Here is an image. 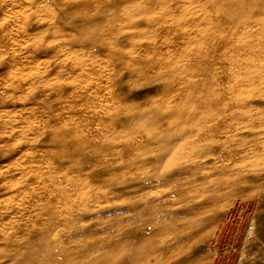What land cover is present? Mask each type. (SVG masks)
Listing matches in <instances>:
<instances>
[{
	"label": "bare ground",
	"instance_id": "6f19581e",
	"mask_svg": "<svg viewBox=\"0 0 264 264\" xmlns=\"http://www.w3.org/2000/svg\"><path fill=\"white\" fill-rule=\"evenodd\" d=\"M99 1L61 0L59 2L60 6L79 14L80 22L85 24L75 30L74 35H71L74 38L68 39L67 46L59 49L57 40L51 41V38L54 39L52 37L54 33L51 31L53 28L51 30L49 28V0H0V32L3 39L0 43L4 44L9 40L11 42L4 45L6 46L3 47L4 52L14 48L16 51L19 50L18 48L24 51L26 61L24 62L28 66L27 72L21 79L11 83L14 89L28 86L34 89L39 97L44 94L46 97L43 95V100L49 101L53 98L52 100L58 103L64 100L66 110H72L73 105L70 104L73 102H67L72 96L66 93L67 91L64 92V85L53 83L51 80V76H54L58 82L56 77H63L67 74V70H70L69 61H65L63 57L79 55L78 53L83 55V52L99 54L97 52L99 42L104 40L100 38L102 34L112 36V43L119 48L121 36L117 32L129 29L127 32L131 35L126 36L125 40L131 43L133 39H147L148 42H145L149 44L147 48L143 47V51L148 49L157 56L156 60L152 58L153 61L146 60L148 64L144 63L146 70L153 74L151 82L147 85L148 88L158 90L154 97L151 96L150 99L147 97V101L145 98L144 101L150 103L146 107H142L141 101L127 100V95L121 92L119 94L99 92L101 87L91 78L95 72L103 70L101 63L95 61L86 63V60L80 59V56L75 60L74 57L71 59L74 63L71 73L75 71L77 77L81 78L79 82L82 79L87 80L89 88L94 89L89 95L96 97L98 102L91 104L89 101L82 110L86 114L85 117L90 118L86 120L87 124L91 123L92 118H97V122L89 124L91 127L88 129L84 128L85 142L75 147L76 154L82 155L85 154V150H89L84 147L90 145L93 149L91 152L88 151L90 152L88 156H84L87 165L84 167L88 168H79L77 156L76 160L72 161V156L63 150L45 148L44 152L49 156L53 153L58 158L59 163H54L53 166L62 174L40 186L42 192L31 194L32 210L44 216V219L35 223L34 232L25 230L26 233L20 234L22 230L18 233L16 230L10 237L4 233L0 234V244L7 242L10 247L9 250L7 248V252H2L3 257L5 260L6 258L11 260L12 264H254L259 260L264 261V256L259 253L260 248L258 250L252 248L253 244L258 246L259 243H263L255 214L264 204V177L262 178L264 169L259 171L261 168H246L249 166L248 157L264 160V131H262L264 118L258 107V100L264 98V0H205L210 10L225 14L229 24L223 28L219 39L212 41L215 45V55L211 56L212 50L204 54L201 50L202 55L199 54L201 59L196 58L197 55L191 48L200 42L198 37L193 35L199 34L200 29H206L209 25L207 18L204 24L196 14L199 8L188 11L186 3L181 0H105L106 6L101 8L98 7ZM9 6L12 9L19 7L22 10L13 17L1 16L2 10H6ZM182 11L184 13L180 15ZM77 14L75 17L79 18ZM100 14L104 18H101ZM16 22L20 25L16 26ZM13 28L16 31H13ZM76 33L81 37L77 38ZM185 33L190 34L188 40L186 38L179 40V35ZM10 34H15L22 40L18 41ZM160 37L165 38L158 39ZM105 40L107 41L106 38ZM210 41L207 40L206 43ZM60 43L63 45L66 40L62 39ZM139 45L138 48L141 47ZM181 45L186 48H179ZM209 45L211 46V42ZM131 52L132 50L128 54L134 56L133 60L137 61L135 56L141 53ZM183 53L186 57H190L189 63L183 66L186 68L184 71L179 72L178 69L181 67L177 64ZM14 58L16 60L19 57ZM45 58L50 60L47 59L46 66L41 69L40 66L42 67L44 63L37 62ZM139 63L138 66L143 65L141 64L143 62ZM198 66L200 68L219 66V68L209 73L206 77L208 80L204 82L201 80L202 76L201 79L199 76L202 70L200 73L197 70V76ZM135 68L131 69L135 70ZM7 69L8 66L4 71H8ZM134 70L131 72L134 73ZM126 72L125 65L118 60L112 64L111 73L108 74L113 78L116 76L122 78ZM187 74L190 75L189 80ZM3 78L1 79L5 80L6 76ZM109 84L111 83H108L110 87ZM144 85L134 84V90L137 88L136 90L140 92ZM74 92L73 90V95ZM60 111L62 113V110ZM146 114L152 115L148 121L144 120ZM108 116L110 117L107 118ZM64 117L65 115L62 114L50 116L49 121L55 125L62 122ZM34 120L33 122H37L36 118ZM12 121L9 122L10 125ZM7 123L5 127L8 126ZM16 124L13 123L11 127L13 129L19 127V131L22 129L27 133L32 130L27 124L21 126V123L20 126H15ZM27 126L31 130L25 128ZM34 127L38 129L37 126ZM40 132L37 130V133ZM121 133L129 135L128 139L126 138L127 143L141 142L138 150V155L142 156L141 162L146 157L145 154L155 153L151 165L157 168H154L155 166L138 168L137 173L133 175L131 173L126 177L118 172L120 178H114V170L110 169L111 163L117 159L113 143ZM54 134H51L53 140L55 138L64 143L68 140L57 130ZM51 144L50 146L56 145ZM223 152L234 153L231 157L239 156L242 160L236 165L239 168H223L208 163L210 156H217ZM183 156L186 157L185 160ZM95 159L99 161L95 162ZM146 161L151 163L149 160ZM65 162H71L78 171L66 169L68 167L64 165ZM143 163L141 165H144ZM130 164L128 166H131ZM89 169L94 172L91 173L94 181L88 191L90 196L80 187L84 175L89 179L88 172H91ZM130 169L123 171H132ZM258 182L262 183L259 185ZM103 186L107 190L102 192L98 188ZM0 190L2 194L5 191L9 192V189L3 186ZM12 198H19L24 204L28 193L26 189L18 190L8 199ZM120 205H122L120 211L105 217L107 211L110 212L115 206ZM7 215L6 211L0 209V233L3 232ZM61 222L64 223L61 227L67 231V236L61 247L57 248L51 243L52 239L46 238ZM58 233L53 235L54 238L59 237ZM33 236L39 237L38 241L35 239L37 243H32ZM123 242L125 249L122 247ZM83 243L85 245L82 246ZM70 244H74L75 247L67 246ZM23 245L32 247L26 249ZM51 253H57L60 261L53 262L49 256Z\"/></svg>",
	"mask_w": 264,
	"mask_h": 264
},
{
	"label": "rangeland",
	"instance_id": "374dc122",
	"mask_svg": "<svg viewBox=\"0 0 264 264\" xmlns=\"http://www.w3.org/2000/svg\"><path fill=\"white\" fill-rule=\"evenodd\" d=\"M60 1L61 0H49V10H48V15H49V20H50V27L49 28H50V30L53 28L51 31L54 33V35H52V37H54V39L51 38V41L52 40H57V45H58L57 47L59 49H61L63 46L64 47L67 46L68 41L71 38H74L72 36L74 35V32H75V30H77V28H79L80 26L83 27L85 25L83 22H80V15L79 14L75 13L74 11H72L73 12L72 13L71 10H69L68 8H65L64 6H63L64 7L63 8L62 6H60L59 5V2ZM167 1H170V0H167ZM196 1H197V3H196ZM226 1H231V0H226ZM181 2H183L184 4L186 3L185 6H186V9L187 10L188 9L189 10H192V9L193 10H196L198 8L201 9V10L198 9L197 12H196V14L200 17L199 19H201V22L202 23L205 24L207 22L206 18L208 19V24L209 25L207 24L208 26H207L206 29H200L201 32L199 31L198 32L199 34H197V35L191 34V36L192 35L193 36H197L198 37V40H200V42H197L195 44V46L191 47L192 50H193L192 52L195 53V55H197V57H196L197 59H201L199 57V54L202 55V53H201L202 51H203V54H204V52L209 51V50H212L213 52L211 53V56L215 55L214 54V52H215V45L212 44V41H214L215 39H219V37L223 33L222 32L223 31V28L224 27H227L228 24H229V22L226 19L225 14H219V13H216L215 11H213V10H210V8L207 7V5H206L205 0H200V1L199 0H192V3H191V0H181ZM24 3L26 5V2H24ZM105 3H106L105 0H100L99 3H98V7H101V8L102 7H105L106 6ZM199 3H202V4H199ZM189 4H191V5H189ZM205 5H206V7H205ZM54 7L57 9V11H56V9ZM188 7H190V8H188ZM64 9H65V11H64ZM186 9H185V11H186ZM21 10H22V8L17 7L15 9H12V7L9 6L6 10H2L1 16L7 15L9 17H13L15 13H17L18 11H21ZM58 10H59V12H58ZM60 11L63 14L60 13ZM183 13H184V11H182L180 13V15L183 14ZM75 14H77L79 18H76L77 16ZM100 15H101L100 16L101 18L102 17L104 18V16L102 14H100ZM13 20L15 21V19H13ZM217 21H218V23H217ZM19 25H20V23L16 22V26H19ZM182 26L185 27V24L182 23ZM219 28H220V31H219ZM183 29H185V28H183ZM215 29H218V30H215ZM127 30H129V29L122 30V31L120 30V31L117 32V34H120L119 36H121L120 37L121 38V40H120L121 43H119V48H118V46H116V45H114L112 43L113 42L111 40L112 36H109L108 37V35L105 36V35L102 34L100 38L101 39H104V40L106 38L107 41L105 40V43H104V40L102 41L103 43L102 42L101 43L99 42V45H100L99 48H98L99 51L97 50V52L99 54H97V53L95 54V53H92V52L85 54V52H83L82 53L83 55H81L80 53H78L79 55H75V56H71V57L70 56L69 57H67V56H64L63 57V59L65 61H67V62L69 61L68 62V66H69L70 70H67V74L66 75H63V77L57 78L55 76L56 79L59 80L58 82L55 80L54 76H51V80H52L53 83H57V84L60 83V84L64 85V87H65V91L64 92L67 91L66 93H68L70 96H72V98H69L68 101H67V102H73V103L70 104V105H73L72 110H70V111L69 110H66L67 108H65V106H64V100H62L63 103L59 100L60 101L59 103L63 105V106L62 105L60 106V104L58 102H55L56 100H54V101L52 100L53 98L51 100H49V101L48 100H46V101L43 100L44 99V96H45L44 94H43L44 96L42 95V96L39 97L36 94V92L34 91V89H30L28 86H22L21 89H19V88H15L14 89V87L11 86V83L18 82L21 79V77L23 76V74L25 72H27V67L28 66H26L27 64H25V62H26L25 61V53H24V51L22 52V50L20 48H18L19 50H17V51H16V48L12 49L13 48L12 46H11V49L12 50H8L7 49L8 52L7 51L4 52L3 47H6L4 45L6 43L7 44H11V42L9 40L7 42L5 41L4 44H1L0 43V188H1V186H3L5 189H9V192L8 191H5V193L3 192V194L1 193L2 191L0 190V209H2L3 212L6 211L8 213L7 218L5 219L4 224H3V226H4L3 232L0 233L1 235H3V233H4L5 235H7V236L10 237V236H12L14 234V232L16 230H17V233L22 230V232L20 234H22V233L24 234V233H26L25 230H33V228L35 226V223H37L41 219H44V216H42L41 214H38L36 211H33L32 210V204H31L32 197H31V194L33 192L34 193H36V192H38V193L42 192L43 190L40 189V186L44 185V183L47 180L48 181H52L53 177H56V176L58 177L59 175L62 174V172L60 170H58L57 168H55L53 166L54 163L55 164L56 163H59L57 161L58 158L53 153L50 154V156H51L50 157L46 152H44L46 149L58 148L60 150H63V152H67L69 155L72 156V161H74V160H76V158H78V160H76V161H78L77 163H79V165H80L79 168H82V167H83L82 169H87L88 168V167H86V168L84 167L86 165V162H85L86 160H84V156H88L90 154V152L93 151V149L91 148L90 145H88V147H84V149H87L88 148L89 150H85V154L82 155V154H76V151H75L76 148L75 147H77V145L80 146L81 144H83L85 142L84 141V138H85L86 135L84 134L85 133L84 131H85V129H88V128L91 127V125H89V124H95V122H97V118H92L91 123L87 124V121L86 120L87 119L90 120V118L89 117H85L86 114L82 110L85 109V107L88 105L89 101H90L91 104L98 103V102L95 99L96 97L89 95V93L91 92V90L93 91L94 89L89 88V84H88L87 80H85L86 81L85 82L84 79H82V81L79 82L81 80V78L80 77H77L75 71L73 73H71L72 67H74V65H73L74 63L72 61L75 60V59H77L76 57H79L80 56L81 57L80 59L86 60V63L87 62H91V61H95L97 63H101V65L103 66V70L100 69L99 72H95L96 75L94 74L93 77L91 78L93 80V82H95L97 85L99 84L98 86L101 87L100 90H99V92H104V93H108L109 92V94H110V92H115L116 94H119L121 92L123 95H127V100L128 99L129 100H138V101L143 102L141 104L142 107L148 106L150 104L149 102L146 103V101L148 100V98L150 99L151 96L154 97L156 95V93H157L158 90L149 89L148 88L149 86H147L151 82V79L153 77V74H151V72H149V71L146 70L145 63L148 64L147 61L150 62V61L156 60L155 58L157 56L155 55V53L150 52V50H148V49L146 51H143V49H144L143 47L147 48V46L149 44V43H146L145 42V41L148 42L147 39H133V41H131V43H130V41L125 40V38L127 39L126 36H128V35L130 36L131 35V33L128 34ZM13 31H16V29L13 28ZM76 34L78 35L77 38H80L81 37L78 33H76ZM10 36L13 37L14 39L18 40V41H21L22 40L21 38H18V36H16L15 34H10ZM57 36H58V38L56 39ZM189 36H190V34H187V33L180 34L179 35V40L180 39L182 40L183 38H186L187 39ZM90 38L92 39L93 37H90ZM95 38H97V37H95ZM163 38H165V37H160L158 39H163ZM206 38H208V39H206ZM1 39H2V33L0 32V42H3V39L2 40ZM62 39L63 40H66V43L63 44V45H61V43L59 44L60 40H62ZM122 40H123V42H122ZM142 40L145 42L144 44H146V45L140 44L141 42L143 43ZM207 40L208 41L211 40L210 41L211 42V46L209 45L210 42L209 43L208 42L206 43ZM125 42H126V44H124ZM132 42H133V44H132ZM135 43H137V44H135ZM138 43L141 45L140 48H138V46H137V45H139ZM198 43H199V45H197ZM121 44L122 45H125L124 47L126 49H124V47ZM184 45H181V47H179V48H181V49L186 48V47H184ZM120 46H122V47H120ZM77 47L78 48H81V46L79 47V45H77ZM194 47H196V48H194ZM78 48H76V49H78ZM130 50H132V52H131L132 54L135 53V52H137V51L141 53V54L135 56L137 58V61H134L133 60L134 56L128 54V52ZM106 51H107V53H106ZM102 52H104L105 54L102 53ZM100 53H101V55H100ZM14 54H16L17 56H14ZM14 57H16V58L19 57V58H17L15 60ZM72 58H73V60H71ZM152 58H153V60H152ZM180 58H181L180 59V62L177 64V66L179 65L178 67H181L180 69H178V71L179 72L180 71L182 72V71H184V69H186L183 66H187L186 64L189 63V58L190 57H186L184 55V53H183V55H180ZM47 59L48 58L41 59V60H39V62H37L39 64L42 63V62L44 63L42 67L40 66L41 69H43L44 66H46V64H47V61L50 60V59H48V60ZM117 59L118 60H121V62L123 63V65H125V72L128 71V72H126L125 74L122 75V78H121V76H116V77L113 78V77H110V75H109L111 73L112 64L118 62ZM143 59H145V60H143ZM17 60L18 61L20 60V61L18 62ZM51 61H52V59H51ZM9 62H10V64H9ZM15 62H17V63H15ZM139 62H143V63H141L143 65L138 66V63ZM6 66H8V69H7L8 71L5 72L4 69H5ZM135 67H137V68H135ZM11 68H13V69H11ZM131 68H135V70L134 69H131ZM208 68H209V66H207L205 68L204 67L203 68L202 67L200 68L198 66L196 68L197 76H198L197 70L199 71V73L202 70L201 73H203V75L200 73L199 76H200V79H201V76H202V79L201 80H204V82H206L208 80L206 78V77H208V74L211 73L212 71H217L218 68H219V66L218 67H215L214 66V67L209 68V69ZM10 69L12 70L11 72H10ZM107 69H108V72H107ZM203 69L204 70L206 69L205 72H204ZM131 70L132 71L134 70V73L131 72ZM12 75H14V76H12ZM99 75H101V77H97ZM135 75H136V77H135ZM3 76L4 77L6 76L5 80H2L1 79V78H3ZM68 76H69V78H68ZM127 76H128V78H127ZM79 78H80V80H79ZM94 78H95V80H94ZM189 78H190V75L187 74V80H189ZM90 80H89V82H90ZM128 80L129 81L130 80L131 81L133 80L132 82H134V84L137 85V86L138 85L141 86V85H144L145 84L147 87L144 85V87L141 88L140 92H138L136 90L137 88L135 89L136 90L135 91L134 90V87H135L134 84L131 81L129 82ZM139 80H141V81H139ZM76 81H78V82L76 83ZM114 81L117 84L119 83L118 84L119 87L117 85H115L116 83ZM125 82H126V84H124ZM127 82H128V85H127ZM146 82H147V84H146ZM108 83H111V84H109L110 87L108 86ZM129 83H131L132 86L129 85ZM82 85H84V86H82ZM85 87H87V88H85ZM89 89H90V91H89ZM102 89L104 91H102ZM73 90L75 91L74 92V95H73ZM88 95H89V97H88ZM100 95L101 94L99 93V96H98L99 99L101 98ZM52 96H54V95L52 94ZM76 96H78V97H76ZM145 98H147L146 101H144ZM35 99H36V101H35ZM52 101H53V103H52ZM80 103L81 104L83 103V105H81ZM39 106H41V107H39ZM34 107H35V109H34ZM57 107H59V108L57 109ZM258 107H259V109L261 111V116L264 118V98H263V100H260V101L258 100ZM38 109H40V110H38ZM42 110H44L46 113L44 111H42ZM60 110H62V113H61ZM38 111H40V112L42 111V112L39 114ZM54 111H56V112H54ZM35 112H36V114H35ZM65 113H67V114H65ZM42 114H43V116H42ZM59 114L65 115V117H64V119L62 121L63 123L62 122H59V123H55V125L52 124L49 121V120H51L50 116H57ZM2 116H3V118H2ZM40 116H42L43 118L40 117ZM151 116L152 115H150V114H146L144 120H146V119H147V121L150 120L151 119ZM32 117H33V119H32ZM109 117L110 116H108L107 118H109ZM35 118L37 119L36 121L38 123L37 122H33V121H35L34 120ZM17 120H19V121H17ZM11 121H12V125H13V123L16 124L17 122H19L15 126H18V125L20 126L21 123H22L21 126H25V124H27V125H29V127L33 131L31 129H29L28 126L25 127L28 130H31L28 133L25 130H22V129L19 131V127L13 129L11 127L12 125H10V123H9ZM14 121H17V122H14ZM32 122H33V125H32ZM116 122H118V120ZM6 123L8 124V126L6 125V127H5V124ZM30 123H31L32 126L30 125ZM3 124H4V126H3ZM39 124L41 125V127H40ZM49 124H51L52 126L49 125ZM34 126H37V128H38L37 130H40L41 131L40 134L37 133V130L35 129L36 127H34ZM42 126H44V127H42ZM48 126H50V128H48ZM8 127L9 128L11 127L10 128L11 130ZM71 127L73 128V130H72ZM78 128H79V130H78ZM67 129H68V132L66 133ZM34 130H36V131H34ZM56 130H57V132H60L61 135L65 136L66 139H68V140L65 141V143L64 142H61L60 140H56L55 138H54V140L52 139V135L55 133ZM76 130H77V133H76ZM15 131H17V132H15ZM50 131L53 132V133H51ZM262 131H264V130H262ZM48 132H50V133L48 134ZM44 133H45V135H44ZM22 134H23V137H21ZM56 134H58V133H56ZM56 134H54V135H56ZM72 134H74V135L72 136ZM50 135H51V137H50ZM120 136H118L116 142L113 143V145H114V148L113 149H114V152L116 150L115 155H116V158L117 159L113 163H111L110 169L114 170L113 171L114 178H117L118 177L117 179H119L121 175L118 176V174H121V173L123 175H125L124 177H126L127 175H130L131 173H132L131 175H133V174H135V173H137L139 171L138 168H147V167L148 168H153L155 166L154 164H153L154 165L153 167L151 165L152 162H153V159L155 158V156L153 155L155 153L145 154L146 157L144 156L145 158L141 162V157L142 156L138 155L139 154L138 150H139V147L141 146V145L139 146V144L141 142H139V141H135V143L128 142L130 144L129 145L127 143V139H128V136L129 135L127 133L126 134L121 133ZM88 137L89 136H87V138ZM73 139H75V140H73ZM115 139H114V141H115ZM123 140L125 142H123ZM39 141H40V143H39ZM55 141H58V142H55ZM59 142H61L63 144H61ZM20 143H22V145H19ZM51 143L52 144H56V145H52ZM123 143H125V144L123 145ZM16 144H18V146ZM43 144H45L44 147H43ZM50 144L52 146H50ZM115 144H117V145L120 144L121 146L118 145V146H120L118 148V146H116ZM40 145H42V146H40ZM37 146H39L41 148H39ZM127 146H129L131 148L128 149ZM116 147H117V149H115ZM126 149H127V151H126ZM129 150L131 151V153H130ZM230 150H231V148H230ZM88 151H90V152H88ZM41 152L44 153V154H42ZM117 152H118V154H117ZM127 155H128V157H127ZM151 155H152V159H151ZM232 155H234V153H232V152H230L228 154L225 153V152H223V154L220 153L217 156H210L211 158H209L208 163L214 164V166H217V167L222 166L223 168H239V167H236V165L239 162H242V160L240 159L239 156H237V157L236 156L231 157ZM27 157H28V159H27ZM53 157H55V158H53ZM101 157H103V156H101ZM73 158H75V159H73ZM182 158L184 160L186 159L185 156H183ZM145 159L146 160H149L151 163H147L148 161H146ZM138 160H140V161L138 162ZM247 160L249 161V166H247L246 168H261L259 171H262L264 169V164H263L264 163V160L263 159H258L257 160V159L248 157ZM254 160H255V162H254ZM82 161H83V163H82ZM94 161L97 162V161H99V159H97V160L95 159ZM136 162L138 163V165H137ZM215 162H216V164H215ZM217 162H220V163H217ZM127 163H129V164L131 163L130 164L131 166H128L129 164H127ZM142 163L145 166L144 165H141ZM64 165L66 167H68L66 169L73 170V171H78L76 167L72 166V163L71 162H65ZM121 165H123V166L120 167ZM124 165H126V166H124ZM32 166H33V168H32ZM149 166H151V167H149ZM126 167L128 168V170L132 167V169H130L132 171H123V170H127ZM122 168H124V169L122 170ZM154 168H157V167L155 166ZM159 168H164V166H162V167L159 166ZM90 171L91 172H88L89 179H87V177L84 175L83 178H82L83 180L81 181L82 184L80 186L82 190H86L88 196H90V194H88V191L90 190V185L93 186L92 182L94 181V177L91 174V173H94V172H93V170H90ZM36 172H37V174H36ZM118 172H120V173H118ZM115 173L116 174L118 173V174L116 175ZM263 177H264V173L262 175V178ZM125 179H127V178H125ZM126 182H127V180H126ZM41 183H43V184H41ZM261 183L262 182H258L259 185ZM105 186H103L104 188L103 187H99L98 189L100 191H102V192H103V190L106 191L107 189H105V188L107 186L106 187ZM23 189H26V191L28 193V198L24 202V204H22V201L19 198H17V199L16 198L8 199L9 196L11 197L16 191L23 190ZM48 190H49V188H48ZM9 194H11V195H9ZM121 206L122 205L115 206L114 210H112L110 212L107 211V214H105V217H110V214H114L115 215L118 211H120L122 209V208H120ZM261 206L262 207H260L259 210H258L259 212L257 211L255 215H256V217H257V219L259 221L258 222L256 220V223H257V227L259 229L258 231H259V234L261 235V240L263 241V243L262 244L259 243L258 246H256V244H253L252 245L253 247L252 246L251 247L252 248H256L257 250H258V248H260L259 249V253L262 256H264V248H263L264 247V204L261 205ZM65 212H67V211L65 210ZM71 214H73V213H71ZM32 216H33V218H32ZM29 224H31V226ZM20 225H21V227H20ZM24 225H26V226H24ZM62 225H64V223L61 222L60 225H57L55 227L56 230H54L53 232H51V234L48 236V238H46L47 240L52 239V242L51 243H53L54 246H57V248H60L61 247V245L63 244V240H64L65 236H67L66 235L67 234V231L63 230V227H61ZM22 227H24V228H22ZM59 228H61V229H59ZM58 231H59V233H58ZM33 232H34V230H33ZM57 233H58V236L59 237L56 239V238H54L53 235H55ZM101 237L104 238L105 236L104 235H101ZM37 238L34 237L32 243H37V241L39 240V237H37ZM46 239H43V240H46ZM57 243H59V245ZM81 245L83 246V245H85V243H83ZM29 246L30 245H26V246L23 245V248L26 247V249H27ZM67 246H69V247H71V246L75 247L74 244H70V245H67ZM31 247L32 246H30L29 248L31 249ZM122 247H123V249H125V243L124 242L122 243ZM7 248H8V250L10 248L7 242H4L3 245L0 244V255H1L0 257L2 258V259H0V264H12L13 263L11 260H9L7 258L5 260V258L2 255L3 253L7 252ZM76 248H78V246ZM119 249H122V248H119ZM55 255H57V256H55ZM49 256H50V259L53 262H59L60 261V257H59V255L57 253H53V254L51 253ZM254 264H264V261L263 260H259V261L255 262Z\"/></svg>",
	"mask_w": 264,
	"mask_h": 264
}]
</instances>
